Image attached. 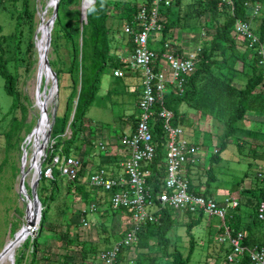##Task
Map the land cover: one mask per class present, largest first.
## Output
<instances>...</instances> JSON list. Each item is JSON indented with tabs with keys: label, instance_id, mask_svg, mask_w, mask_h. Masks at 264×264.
<instances>
[{
	"label": "rangeland",
	"instance_id": "obj_1",
	"mask_svg": "<svg viewBox=\"0 0 264 264\" xmlns=\"http://www.w3.org/2000/svg\"><path fill=\"white\" fill-rule=\"evenodd\" d=\"M27 1L28 10L33 12V33L30 37L27 25L22 26L17 43L14 42L11 35L14 22L10 20V13L15 14V10L11 8L9 0L0 1L1 35L6 37V42L3 43L4 58L8 73L16 78L15 89L19 97V105L14 110L9 111L12 98L3 91V81L0 78V252L12 240L13 235L23 228L25 223L27 201L19 193L18 181L23 151L30 147L29 142L33 138L37 124V114L32 109L36 101L38 88L36 66L37 64L40 65V63H37L35 51V38L40 24L37 12L38 9L45 11L46 24L51 15V6H48L50 0ZM107 1L109 2L108 27L111 30L118 28V32H120L121 26L123 27L124 25L123 23L117 24L118 21L116 20V13L119 12L121 4L123 2L135 4L136 6L142 4V0ZM189 1L181 0L180 2L184 6ZM81 7L82 0H73L69 9L81 12ZM256 7L259 9L256 20H259L264 14V5ZM176 10L173 9V12L176 13ZM188 21L190 26L194 22L192 19ZM252 29L253 32L257 33V26L253 25ZM116 33V31H111L109 36L113 39ZM212 34V28L199 29L198 26L194 25L185 30H174L171 37L172 40H168V42L172 46L184 50V57L196 63L199 50L203 45H208ZM30 39L33 42V49L31 52H27L26 45ZM157 39L158 35L156 34L151 42H156ZM42 41L43 43L45 42L44 39ZM240 41L243 40L238 39L234 52L230 53V51H226L223 56H219L220 54L218 53L214 54L213 57L216 60H225L224 66L226 68L222 70L213 69L214 71L210 75L212 78H209L207 75L198 77L196 81L198 83L196 94L177 106L181 117V120L177 124L188 142L197 146L196 154L199 160L193 164L191 171L193 172L192 178L194 179L195 188H198V190L205 188L206 176L204 170L207 167L210 155L216 149L218 137L224 128V121L234 108V102H232L234 94H227L228 92L221 88L222 86L216 81V78L225 84H228L230 80L236 88H240L247 78L251 76L250 58L253 55V51L248 49L247 46L246 48L242 45L239 46ZM67 56L68 50L62 41H58V47L54 51L49 47L46 56L48 62L53 63L56 59L61 61L55 68L50 67V69L52 71L54 69H63L67 63ZM30 62L32 63L30 64ZM47 75L51 83V75L48 69ZM126 81L125 77H113L112 69H105L101 75L96 97L85 115L86 121L80 138L73 146V157L78 155L82 145H88L90 151L94 154L98 153L99 157L102 156V153L100 154L99 152L98 144L102 145L106 150L108 149L106 145L109 148L111 147V141L114 143L113 146L117 145L121 137L119 131L125 125H130L127 118L130 115H134L133 102L138 97L136 94H132L131 90L126 86L129 85V82L127 83ZM44 89L46 95H50L51 97L53 110L57 101L55 113L60 114L64 109L68 95L67 82H60L59 91L57 86V96H55L52 90V85L50 90ZM222 95H226L227 100V104L223 108L219 103V98L221 101H224L223 97H220ZM211 96H217L218 101L215 102L214 98L210 101L209 97ZM22 107L25 109V118L23 124L21 123L22 127L7 142L5 134L11 128L10 122L13 118L16 121L20 120ZM257 118L258 122H260L258 127L245 123L246 117L245 120L242 119L236 123L237 130L228 138L224 149L219 153L218 163L212 164L214 179L207 184L206 195L210 196L213 201L222 207L225 198H237L240 190L248 189L252 182H256V174L264 171V113H260ZM246 128L259 132L258 145L251 146L249 141L251 136L246 132ZM28 129L29 131H27ZM68 136L69 132L67 131L63 139L68 138ZM49 142L50 132L40 158L41 169L43 168V156L46 154ZM84 165H86V162L83 163V168ZM84 176L85 171L79 177L82 182L85 180ZM73 185L72 182L67 181L65 178L58 181V196L50 204L47 221L39 234L41 251L36 255L37 259L33 264L77 263L80 261L82 248L86 250L92 248L96 252V262L94 263L96 264L98 263L99 252L108 248L120 238L122 231L120 220L123 221V218L120 219V217L113 216L105 205L95 206L91 204L90 201L94 196L90 194L93 191L95 192V190L87 189L86 193L77 196L73 190ZM25 186L28 193V185L25 184ZM42 186L44 188L43 194L47 195L50 185L45 182ZM242 193L245 196H250V192L242 191ZM85 194L88 197L83 202ZM90 206L94 208V211H89ZM224 210L225 215L231 211L226 207ZM239 211L240 213H248L247 208L244 206H240ZM82 213H84L83 216ZM170 215L174 220L172 227L166 235L171 244L169 247L170 251L175 249L184 258L189 249H191L187 264H226L224 248L227 245L226 243L221 244L218 242L220 232H217L220 227L222 229L226 227L225 216L222 221L216 217L203 215L200 222L193 226L188 234L186 223L190 218L186 217L183 211L178 210L171 211ZM247 222L249 223V218L242 217L241 224ZM255 223L256 230L258 229L260 233H263L264 220L256 221ZM127 224L129 225L130 223ZM66 231L69 232L68 237L72 241V244L68 246H65L67 240ZM38 232L37 225L35 233L37 234ZM158 250L159 247L155 242H152L146 250H138L133 246L128 250L127 258L132 261V264H149L150 258L156 259L155 264H170V262H167V260H164L159 255ZM20 255L23 256L21 264H28L30 261V248L25 249L23 248V244H21L15 250L12 262L8 264H13L15 258ZM42 256L43 258H41Z\"/></svg>",
	"mask_w": 264,
	"mask_h": 264
},
{
	"label": "trees",
	"instance_id": "obj_2",
	"mask_svg": "<svg viewBox=\"0 0 264 264\" xmlns=\"http://www.w3.org/2000/svg\"><path fill=\"white\" fill-rule=\"evenodd\" d=\"M180 1L181 0H171L170 6L160 10L159 18L161 20L162 29L160 33H157V41L149 46L150 50L156 54L157 58L164 52L184 57L179 48L172 46V44L168 42V40H172L171 37L174 30H185L196 25L199 29L212 28L213 34L208 45H203L199 50V53L197 54V61L196 63L193 62V72L185 79V87L182 94H177L175 92L166 93L163 96L162 104L160 106H155L156 109L164 108L171 111L173 114L172 122L175 125H177L180 120V114L177 110V106L181 102L186 101L187 98L196 94V89L198 88V83H196L197 78L203 75H207L209 78H212L210 75L214 70H222L226 68L224 66V63H226L225 60L219 61L213 56L215 53L220 54L219 56H223L226 51H230V53L234 52L238 39H241L235 33V23L237 21L248 23L249 30L255 34L259 40L264 42V14L259 20H256L259 11L255 15L249 14L254 5H264V0H190L184 6H182ZM9 2L11 8L15 10V14L10 13V20L14 22L13 32L11 35L13 36L14 42L17 43L20 29L24 25H27L31 37L33 33V12L28 10L27 0H9ZM72 2L73 0H58L56 16L50 32L49 47H51L54 51V49L56 50L58 47V41H62L63 45L67 47L68 50V59L65 67L61 70L54 69L53 71L57 80L58 91L60 82L66 81L68 95L63 111L60 114L55 113L54 115V121L50 130V141L53 142L51 147L52 152L49 155L50 158L54 156V154L58 153V151H60V153L65 157H73V146L80 138L86 121L85 115L96 97L101 75L105 69L110 68L112 69V72L120 71L121 73H124L128 69L127 64L118 60L113 54V39L109 35L111 31H117L118 28H116V30H111L108 27L109 2L104 0L103 6L101 7V0H94L96 11L89 12V6L85 11V22L80 21L81 12L69 9ZM145 2V0H142L141 3L144 4ZM137 8L138 6L135 4L123 2L120 6L119 12L116 13V20L118 21L117 24H126L130 22L132 16L135 15L137 11ZM173 9H177L176 13L173 12ZM191 19L194 20V22L190 26L188 20ZM253 25L257 26V33L253 32ZM123 35L128 38V36L124 33ZM243 41L239 42V46L242 45L246 48L247 44ZM5 42L6 37L1 35L0 27V78L3 81V91L6 95L12 98V104L9 107V111H12L19 105V97L18 92L15 89L16 78L15 76L9 74L6 68L3 49V43ZM32 49L33 42L30 39L26 45V51L31 52ZM250 59L252 69L251 76L247 78L242 87L236 88L230 80L228 81V84H225L223 81L216 78V81L222 86L221 88L228 92H226L227 94H234L232 100V102H234V108L224 121V128L218 137L216 149L210 155L207 167L204 170L206 176L205 189L201 193L197 192L194 190L195 185L193 178L188 176L185 177L188 191L192 194L211 199L210 196L206 195V192L208 186L207 184L212 182L214 179L212 164L218 163L219 153L224 149L228 138L231 137L237 130L236 123L244 119L247 112H256L257 114L264 113V82L259 75L255 59L252 58V56ZM31 63L32 62H30V64ZM51 63L52 62H48L49 67L55 68L57 64L61 63V61L56 59L55 62ZM220 97H223L224 99V101H221L219 98V103L223 108V106H226L227 104L226 95H222ZM209 98L211 99L210 101H212V98H214L215 102L218 101L217 96H211ZM137 100L138 98L135 100V107H137ZM21 111L22 115L20 120L16 121L13 118L10 122L11 128L5 134L7 142L9 141V138L12 135H16L19 128L22 127L25 118V109L22 107ZM127 120L130 122L131 130H133L136 121L135 116L130 115ZM27 131H29V129ZM67 131L69 132V136L68 138L63 139V135ZM152 136L155 145V157L153 161L145 167V169L148 170V175L146 176V186L151 188L150 193L153 196L155 192L162 189L164 181V167L162 151L158 143V140L161 138V133L157 127L154 128ZM49 157H47L43 162L41 178L37 186V198L41 206L38 223L39 232L34 238L28 237L23 242V248H30V261L28 264L35 263L37 259L36 255L39 251H41L39 234L47 221L50 204L53 203L58 196V181L63 178L59 176V173L55 168L51 169L50 178L43 176L44 166L50 161ZM82 172L83 163H81V167L78 171L77 180L72 181L74 184L73 190L77 196L86 193L87 189H91L85 181L82 182L81 178H79ZM263 172L264 171L259 173ZM257 174L255 176L256 182H252L248 189L240 190V193L237 194V198H235L237 203L236 207L232 209L229 208L231 211L227 212L225 215V225L229 229V233L231 235L241 233L243 235V245L248 249L257 248L264 244V242L262 243V237L260 238V241L257 242V240L255 241L256 238L254 234H252L253 230H256L255 222L261 221L257 219V208L260 203L264 202V183L257 177ZM45 182L50 185L49 193L47 195L43 194L44 188L42 184ZM242 191L250 192V196H245ZM91 194H96V198L90 201V203L95 206L100 205V200L102 198L104 203H106V200L108 201L109 194L106 192L95 190V192L93 191ZM84 197L83 202L87 200L88 196L85 194ZM240 206L246 207L248 213H240ZM155 208L156 207L151 206L147 210L149 215H151V219L138 226L136 231V242L130 246L120 248L117 256V264H128L131 261L127 258V252L131 247L135 246L138 250H146L152 242H155L159 247V255L164 258V260H167V262H170V264L188 263L191 249H189L184 258L181 253L175 249L172 251L169 250L171 244L166 235L174 222L170 215L172 210H156ZM107 209L113 216L117 218L120 217V219L123 218V221L120 220L122 231L120 238L115 241L117 242L122 239L129 230L131 225L130 212L127 209L122 208H119L116 211H111L109 206H107ZM84 213H82V216ZM183 213L186 217L190 218L186 223V231L189 234L190 229L200 222L203 214L201 212L198 214H192L187 211H183ZM242 217L249 218V223L247 222L241 224ZM126 223L130 224L126 225ZM221 230H223L222 227H220L218 231ZM68 236L69 232L66 231L67 240L65 246L72 244V241ZM111 246L101 250L99 253L109 249ZM229 251L230 248L226 246V248H224L225 262ZM22 257L23 256L21 255L16 257L13 264H21ZM41 258H43V256ZM95 262L96 252L92 248H89L88 250L82 248L80 261L77 263L69 262V264H94ZM155 263L156 259L150 258L149 264ZM226 264L235 263L226 262ZM237 264H249V262L244 255V257Z\"/></svg>",
	"mask_w": 264,
	"mask_h": 264
},
{
	"label": "built area",
	"instance_id": "obj_3",
	"mask_svg": "<svg viewBox=\"0 0 264 264\" xmlns=\"http://www.w3.org/2000/svg\"><path fill=\"white\" fill-rule=\"evenodd\" d=\"M139 5L131 21L124 24L122 32L130 39V53L127 63L140 80V93L137 100V115L134 129L122 134L119 140L121 156L118 162L120 175L113 176L103 169H97L84 180L93 190L109 194L108 206L111 211L119 208L130 212L131 225L122 239L109 249L99 253L98 264H117V256L121 247L130 246L136 242V231L139 225L151 219L147 211L151 206L156 210L168 209L187 211L192 214L202 213L223 221L226 208H235L236 200L225 198L223 207L211 199L192 194L188 191L182 170L193 163L197 148L190 144L178 125L173 124L171 111L159 108L163 96L169 92L182 94L185 79L193 72L194 63L190 59L164 52L158 58L149 46L154 35L160 33L162 26L159 18L160 10L170 6L171 0H145ZM255 6L249 14H257ZM235 33L253 51L252 58L256 61L259 75L264 82V42L259 40L248 28V23L237 21ZM114 77H122L120 71H113ZM157 127L161 133L158 140L163 156L164 181L162 189L152 196L151 188L146 186L148 170L145 169L155 157V145L152 132ZM65 136V134L63 135ZM53 142H49L44 160L52 152ZM99 151L105 148L99 144ZM50 158V157H49ZM81 161L73 157H65L60 151L50 158L43 170L44 177H51V169L55 168L59 176L72 182L77 180ZM257 177L264 183V172ZM156 204V206H155ZM89 211H94L92 206ZM264 202L257 208V219L264 220ZM218 237L219 243H226L230 248L226 262L237 264L245 255L249 264H264V244L257 248L248 249L243 245V235H231L227 227ZM128 264H132L130 261Z\"/></svg>",
	"mask_w": 264,
	"mask_h": 264
},
{
	"label": "bare ground",
	"instance_id": "obj_4",
	"mask_svg": "<svg viewBox=\"0 0 264 264\" xmlns=\"http://www.w3.org/2000/svg\"><path fill=\"white\" fill-rule=\"evenodd\" d=\"M52 0L48 2V6H51ZM89 7L88 0H82V7H81V15L84 16V13L86 9ZM47 14V13H46ZM37 16L39 18L40 24L37 28V35L35 38V51L36 53L42 54L44 50V44L43 39L45 40V34H46V19H45V11H42L38 9ZM50 28V27H49ZM36 34V33H35ZM49 47L47 48L44 57L46 58L48 54ZM44 57L40 59V65L37 64L36 70L38 73V88H37V94H36V101L32 107L34 113L37 114V124L34 130L33 138L29 142L30 147H28L27 150L23 151V157L21 162V174L20 178L23 184L22 188V194L23 197L26 198L28 193L26 190L25 184L29 186L30 182L35 177V171L37 168V165L40 163V158L43 153L44 146L46 144L47 138L49 136V132L51 130V124H52V117L55 115V112L57 110V101L55 108L53 110L52 107V101L50 95H46L44 92L46 88L47 90H50L52 85V90L57 96V86L51 83L49 80V77L47 75V67L44 62ZM48 61V59L46 58ZM47 92V91H46ZM49 94V93H48ZM51 94V93H50ZM31 137V136H30ZM26 144V143H25ZM29 146V145H28ZM27 148V147H26ZM27 206H26V218L23 228L19 231V235L15 239V243L12 247H10L2 258H0V264H8L11 263L13 260V255L15 250L23 244V242L30 237L32 234L31 229L28 228L29 221H35V230L37 227L38 220H35V217H33V207L31 201L26 198Z\"/></svg>",
	"mask_w": 264,
	"mask_h": 264
},
{
	"label": "crops",
	"instance_id": "obj_5",
	"mask_svg": "<svg viewBox=\"0 0 264 264\" xmlns=\"http://www.w3.org/2000/svg\"><path fill=\"white\" fill-rule=\"evenodd\" d=\"M116 32L117 33L113 37V42H112V44H113V46H112L113 54H114V56L117 57L118 60H120L121 62H124L125 64H127V68L128 69L124 73H122V77H125L127 79V81H126L127 83L129 82V85H126V86L131 90L132 94H136V96H139V93H140L139 76L134 70H132L128 66V63H127L128 55H129L130 50H131L130 43H129V38H126L123 35L122 26H121V30H120L121 33L118 32V30ZM181 52L183 54L184 50H181ZM122 77H120V78H122ZM115 78H119V77H115ZM136 98H138V97H136ZM133 103H135V102H133ZM133 110H134V116H135V119H136V115H137L136 110H137V108L135 107V105L133 107ZM259 115H260V113L257 114L256 112H247L245 114V117H246L247 120H246V122L245 121L244 122L249 124V125H255L256 127H258L260 122H258L259 120H258L257 117ZM245 117H244V120H245ZM179 119L181 120L180 116H179ZM130 129H131V125H125L119 132H120L121 135L122 134H126V133H128L130 131ZM246 132L251 136L249 138L251 146L252 145L253 146L258 145V143H259L258 140L260 138V136L258 134L259 132L256 131V130H251L249 128H246ZM254 141H255L256 144L255 143L253 144ZM112 142L113 141H111V144H110L111 147L110 148H109L108 145H106L107 148H108L107 150L105 149L103 152L99 151L100 154L102 153L101 157L98 156L99 155L98 153L94 154L93 152H91L90 148L88 147V145L87 146L82 145V147L79 150L78 155L76 156L75 159H79L81 161V163L86 162V165H84V168H83V171H85V176H84L85 179L87 178L88 174H90L91 172H93V171H95L97 169H100V168L105 170L107 173L112 174L113 176L120 175V169L118 168V162H119L120 156H121V149H120V146H119V142L117 143L116 146H113L114 143H112ZM98 146H99V144H98ZM198 160H199V158L197 157V154H196L195 161L193 163L188 164L187 166H185L183 168L182 174L185 177H187V176L191 177V178L193 177L192 176L193 172L191 171L192 170V166H193V164L197 163ZM198 186H200V185H198ZM204 189L205 188H203L202 190H198V188H195L194 190H196L197 192L201 193ZM91 196H94V198H92L93 200L96 198V194L95 195L91 194ZM101 204L105 205L106 208L108 206L107 200H106V203H104L103 198L100 200V205ZM218 230H217V232H220V235H219V237H220V236L223 235V231L224 230H221V231H218ZM252 234H254V236L256 238L255 241L256 240H257V242L260 241V238L262 237V243L264 242V232L260 233V231L257 229V230H253Z\"/></svg>",
	"mask_w": 264,
	"mask_h": 264
},
{
	"label": "water",
	"instance_id": "obj_6",
	"mask_svg": "<svg viewBox=\"0 0 264 264\" xmlns=\"http://www.w3.org/2000/svg\"><path fill=\"white\" fill-rule=\"evenodd\" d=\"M57 3H58V0H52V4H51V15L49 17V19L47 20V29H46V34H45V44H44V50L41 54V56L37 54V63L40 62V59L44 57L45 55V52L47 50V48L49 47V44H50V32H51V29H52V26H53V22H54V19H55V16H56V11H57ZM90 6V5H89ZM80 21H83L85 22V13H84V16H82L80 14ZM50 27V28H49ZM44 62H45V65L46 67L48 68V70L50 71V75H51V79H52V83L55 85L56 84V78H55V74L54 72L50 69L49 67V64H48V61L46 60V58L44 57ZM53 121H54V116L52 117V124H53ZM49 137V136H48ZM48 139V138H47ZM46 145V144H45ZM45 147V146H44ZM19 174H21V169L19 171ZM41 178V161L40 163L37 165V168H36V171H35V177L34 179L30 182L29 186H28V195L26 198H28L31 203H32V207H33V217H35V220H38V223H39V218H40V210H41V206H40V203H39V200L37 198V186H38V182ZM22 188H23V184H22V181H21V178L19 177V181H18V189H19V193L20 195L24 196L22 194ZM25 198V199H26ZM37 223V224H38ZM35 221H29V224H28V228L31 229L32 231V234L30 235L31 238H34L36 233L34 232L33 229H35ZM20 232L16 233L13 235V238L10 242H8L4 247L3 249L1 250L0 252V258L3 257V255L5 254V252L14 245L15 243V239L16 237L19 235Z\"/></svg>",
	"mask_w": 264,
	"mask_h": 264
},
{
	"label": "clouds",
	"instance_id": "obj_7",
	"mask_svg": "<svg viewBox=\"0 0 264 264\" xmlns=\"http://www.w3.org/2000/svg\"><path fill=\"white\" fill-rule=\"evenodd\" d=\"M103 2L104 0H101V7L103 6ZM88 3L90 5L89 7V12H95L96 11V8H95V4H94V0H88ZM178 125V124H177ZM186 139V138H185ZM187 140V139H186ZM188 141V140H187ZM191 144V143H190ZM195 146V145H194ZM196 147V146H195ZM197 148V147H196Z\"/></svg>",
	"mask_w": 264,
	"mask_h": 264
}]
</instances>
